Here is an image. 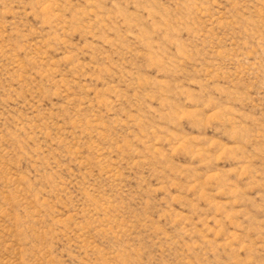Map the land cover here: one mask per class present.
<instances>
[{
  "label": "rangeland",
  "instance_id": "1",
  "mask_svg": "<svg viewBox=\"0 0 264 264\" xmlns=\"http://www.w3.org/2000/svg\"><path fill=\"white\" fill-rule=\"evenodd\" d=\"M0 264H264V0H0Z\"/></svg>",
  "mask_w": 264,
  "mask_h": 264
}]
</instances>
